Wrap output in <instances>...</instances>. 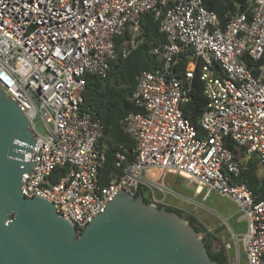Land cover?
<instances>
[{"label": "built area", "instance_id": "built-area-1", "mask_svg": "<svg viewBox=\"0 0 264 264\" xmlns=\"http://www.w3.org/2000/svg\"><path fill=\"white\" fill-rule=\"evenodd\" d=\"M245 5L221 25L202 0H0V88L35 140L32 153L24 152L35 167L21 175L23 196L46 199L82 231L118 191L143 189L150 204L168 206V196H179L157 180L172 172L201 201L217 191L236 205L245 231L231 232L236 260L228 264H240V247L245 264H264V196L232 182L251 158L264 181V0ZM145 13L165 37L149 50L160 65L136 77L134 111L120 121L132 147L117 148L118 173L101 184L104 131L81 109L85 79L106 76L125 33L121 56L137 47ZM183 58L189 68L181 73ZM197 68L206 99L201 133L183 110ZM57 168L64 171L54 179Z\"/></svg>", "mask_w": 264, "mask_h": 264}, {"label": "water", "instance_id": "water-1", "mask_svg": "<svg viewBox=\"0 0 264 264\" xmlns=\"http://www.w3.org/2000/svg\"><path fill=\"white\" fill-rule=\"evenodd\" d=\"M35 140L18 105L0 88V264H218L177 213L118 191L77 234L52 203L21 193Z\"/></svg>", "mask_w": 264, "mask_h": 264}, {"label": "trees", "instance_id": "trees-1", "mask_svg": "<svg viewBox=\"0 0 264 264\" xmlns=\"http://www.w3.org/2000/svg\"><path fill=\"white\" fill-rule=\"evenodd\" d=\"M203 6L214 12L221 25L228 20V13L233 15L245 9V0H202ZM142 40L131 53L123 58L121 50L127 39L125 33L116 40V55L109 65V70L105 77L87 76L82 92L81 109L90 111L99 119L103 126L104 136L98 141L97 147L102 151L105 161L99 169V181L106 184L112 177L117 175L118 170L114 165L115 151L119 145H124L128 149L132 147V141L123 131L120 121L129 113L134 111L129 97L136 86V77L142 71H149L160 65L155 56L149 53L152 46H157L165 41V37L158 30V23L153 19L151 13H145L140 18ZM189 68L187 60L178 67V72L183 73ZM191 99L184 106L186 119L193 124L197 131L201 133L198 125L199 118L206 105V99L202 94V83L198 79V68L192 81ZM257 160L251 158L247 169L232 182H242L254 193H261L264 196V181L257 175ZM63 168H57L53 172L54 179H58L63 173ZM141 193L143 201L150 204L145 195V190L138 189L133 195ZM157 209H164L177 213L180 217L194 229L195 233L201 237L205 243V249L211 261L218 264H228V257L225 245L216 237L219 230L209 232L204 228L198 219L180 209L171 206H156ZM81 231L77 230V234ZM214 243L217 247H214Z\"/></svg>", "mask_w": 264, "mask_h": 264}, {"label": "rangeland", "instance_id": "rangeland-1", "mask_svg": "<svg viewBox=\"0 0 264 264\" xmlns=\"http://www.w3.org/2000/svg\"><path fill=\"white\" fill-rule=\"evenodd\" d=\"M36 129L39 133L43 134V130L40 127L39 124L36 125ZM165 179L168 180L169 184H171V188L177 192V194H181L192 201H194V205L186 203L183 201V197L179 196L178 198H175L177 200H174L171 198L172 201H168L167 205L171 207H175L177 209H180L183 212H187L193 216H195L198 221L201 222V224L205 226H209V224L212 225V229L219 230V233L221 235V239H225L229 237V240H231V229L237 230L239 226L245 228L244 221H240L237 217V221H239V224L234 221H230L228 219V215L231 212H234L236 209V205L225 196L221 195L217 191H212L207 198L204 201H201V196L194 194V188L189 185L186 181V178L177 174H174L172 177H165ZM159 181V179L157 180ZM159 183V182H158ZM156 196L159 195V192H155ZM179 200V201H178ZM178 202V203H176ZM215 232V231H213ZM226 242H229L225 239ZM230 244V243H229ZM232 247V243L230 244ZM214 247H217L214 243ZM240 252V264H244L243 257H242V251L241 247L239 249ZM229 255L232 257L233 260H236L235 252L234 250L229 251Z\"/></svg>", "mask_w": 264, "mask_h": 264}, {"label": "crops", "instance_id": "crops-1", "mask_svg": "<svg viewBox=\"0 0 264 264\" xmlns=\"http://www.w3.org/2000/svg\"><path fill=\"white\" fill-rule=\"evenodd\" d=\"M120 146V145H119ZM118 146V147H119ZM122 146H124V145H122ZM125 147V146H124ZM125 148H127V147H125ZM128 149V148H127ZM257 175H258V177H261L262 178V175H261V173H260V171H259V169L257 170ZM167 176H169V177H172V176H174V173H172V172H163L162 174H160V178H159V183L160 184H164V185H166L168 188H171L170 186H171V184H169V182H168V180L167 179H165V177H167ZM108 183V182H107ZM172 189V188H171ZM173 190V189H172ZM174 191V190H173ZM176 194H177V192L176 191H174ZM178 196H181V197H183V199H185V198H187V197H185V196H183V195H181L180 193L178 194ZM158 197L159 198H162V196L161 195H158ZM171 198L172 199H174V200H177V199H175V197H173V196H168L167 197V199L166 200H170V201H172L171 200ZM188 199V198H187ZM179 201V200H178ZM176 203H178V202H176ZM237 207H236V209H235V211L234 212H231L227 217H228V219L230 220V221H234L235 220V222L236 223H238L239 224V221H237L238 219H237ZM240 221H242V220H240ZM200 222V221H199ZM201 223V222H200ZM202 225V224H201ZM208 225L209 226H203L204 228H206L209 232H213V231H216L217 230V228L214 230V229H212V225L211 224H209L208 223ZM230 230H231V232H233V233H235V234H237V235H241V234H243L244 233V231H245V228H244V226H243V228L241 227V226H239L238 227V229L235 231V230H233V229H231L230 228ZM216 237L220 240V242L221 243H223L224 245H225V250H226V254H227V257H228V261H230V262H232V260H233V256L231 257L230 255H229V251L230 250H234L233 249V246L231 247L230 246V244L232 243L231 242V240H229V237L228 238H225L227 241H229V242H226L225 241V239H221V235L220 234H216ZM230 243V244H229ZM230 246L228 249L226 248V246ZM242 257H243V253H242ZM243 261H244V264H245V260H244V258H243Z\"/></svg>", "mask_w": 264, "mask_h": 264}]
</instances>
